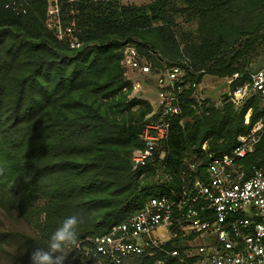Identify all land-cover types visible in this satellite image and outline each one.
I'll use <instances>...</instances> for the list:
<instances>
[{"label": "trees", "instance_id": "16d2710c", "mask_svg": "<svg viewBox=\"0 0 264 264\" xmlns=\"http://www.w3.org/2000/svg\"><path fill=\"white\" fill-rule=\"evenodd\" d=\"M47 0H0V264H30L62 220L83 217L78 244L139 213L152 198L166 196L151 182L156 170L174 176L186 161L201 158L205 143L215 156L229 153L238 136L264 116L253 98L238 112L210 100L201 115L187 107L159 149L164 155L133 170L132 155L152 111L132 97L123 49L134 44L155 67L187 57L196 73L246 78L249 60L264 44V0H77L61 7L64 26L74 24L82 43L72 49L47 28ZM196 25L179 32L178 21ZM202 75L192 74V81ZM193 103L192 101H190ZM252 107L250 125L244 124ZM264 162V138L246 167ZM11 218L30 230L7 228ZM72 249L65 264H111ZM186 243L169 242L181 252ZM131 264L184 263L160 254Z\"/></svg>", "mask_w": 264, "mask_h": 264}, {"label": "built area", "instance_id": "2783aa9c", "mask_svg": "<svg viewBox=\"0 0 264 264\" xmlns=\"http://www.w3.org/2000/svg\"><path fill=\"white\" fill-rule=\"evenodd\" d=\"M77 0H47V28L72 49L82 43L74 24L64 26L61 7ZM125 78L129 74L144 80H153L160 94L157 104L146 117L140 139L143 147L132 155L133 170L163 161L159 153L172 134L173 121L190 107L198 115L208 106L201 94L205 71L196 73L190 60L183 56L177 62L155 67L141 56L134 44L123 49L121 62ZM202 75L192 81L190 75ZM227 96L224 103L238 112L253 98L260 102L264 112V67L247 73L246 78L235 74L224 78ZM192 101L193 103H191ZM252 107L246 112L244 124L250 125ZM264 138V116L247 134L238 136L229 153L213 155L205 143L201 158L185 162L174 176L158 169L156 183L165 185L167 195L150 199L145 207L127 221L113 226L105 235L87 238L82 245L86 257H101L111 264H131L132 259L154 258L165 254L184 263L196 264H264V162L246 167L244 161L256 153ZM173 240L186 243L180 249L169 251Z\"/></svg>", "mask_w": 264, "mask_h": 264}, {"label": "rangeland", "instance_id": "374dc122", "mask_svg": "<svg viewBox=\"0 0 264 264\" xmlns=\"http://www.w3.org/2000/svg\"><path fill=\"white\" fill-rule=\"evenodd\" d=\"M153 0H120V2L124 5H145L149 4ZM179 24V32L182 33H190L193 32L196 28V25H186L181 20L178 21ZM264 67V44H261L257 51L255 52L254 56L249 60L247 66V73L253 72L260 68ZM129 77L132 79L133 83V93L132 97L143 99L148 101L151 107H154L157 104L158 99L160 98V94L156 89V83L153 80H144L136 77L134 74H129ZM227 90V86L223 79H218L212 76H208L205 78V85L203 86L202 90H200L199 94H201L206 99H209L212 104L216 107H221L224 102L221 100V96H223V92ZM146 121V119H145ZM151 182H156L155 178L150 179ZM5 227L7 228H19L30 230V227H26L23 223L19 222L18 220L5 218L3 217Z\"/></svg>", "mask_w": 264, "mask_h": 264}, {"label": "clouds", "instance_id": "9594fccd", "mask_svg": "<svg viewBox=\"0 0 264 264\" xmlns=\"http://www.w3.org/2000/svg\"><path fill=\"white\" fill-rule=\"evenodd\" d=\"M84 222L79 214L65 217L45 246L32 249L29 255L30 264H65L70 251L78 247V228Z\"/></svg>", "mask_w": 264, "mask_h": 264}, {"label": "water", "instance_id": "95a60500", "mask_svg": "<svg viewBox=\"0 0 264 264\" xmlns=\"http://www.w3.org/2000/svg\"><path fill=\"white\" fill-rule=\"evenodd\" d=\"M223 100L226 101L227 100V96L223 95Z\"/></svg>", "mask_w": 264, "mask_h": 264}]
</instances>
